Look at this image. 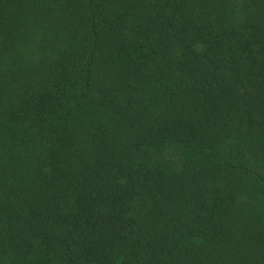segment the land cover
Returning <instances> with one entry per match:
<instances>
[{"label": "trees", "instance_id": "trees-1", "mask_svg": "<svg viewBox=\"0 0 264 264\" xmlns=\"http://www.w3.org/2000/svg\"><path fill=\"white\" fill-rule=\"evenodd\" d=\"M0 264H264V0H0Z\"/></svg>", "mask_w": 264, "mask_h": 264}]
</instances>
